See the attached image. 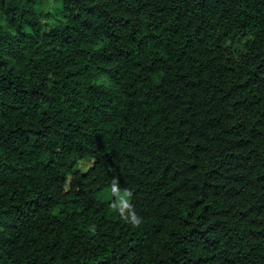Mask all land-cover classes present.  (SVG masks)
Here are the masks:
<instances>
[{"label":"trees","instance_id":"1","mask_svg":"<svg viewBox=\"0 0 264 264\" xmlns=\"http://www.w3.org/2000/svg\"><path fill=\"white\" fill-rule=\"evenodd\" d=\"M0 264H264V0H0Z\"/></svg>","mask_w":264,"mask_h":264},{"label":"rangeland","instance_id":"2","mask_svg":"<svg viewBox=\"0 0 264 264\" xmlns=\"http://www.w3.org/2000/svg\"><path fill=\"white\" fill-rule=\"evenodd\" d=\"M110 188H106V189H103L99 192V196L102 197V198H110ZM129 200V194L125 191H122V192H119L117 197H116V200H115V205L116 206H120V205H123L125 204L127 201Z\"/></svg>","mask_w":264,"mask_h":264},{"label":"clouds","instance_id":"3","mask_svg":"<svg viewBox=\"0 0 264 264\" xmlns=\"http://www.w3.org/2000/svg\"><path fill=\"white\" fill-rule=\"evenodd\" d=\"M130 222L133 224V226H137L140 223V220L138 217L131 216L130 217Z\"/></svg>","mask_w":264,"mask_h":264}]
</instances>
